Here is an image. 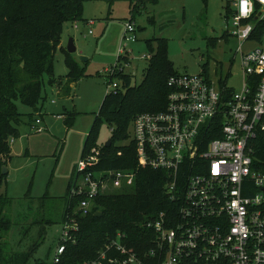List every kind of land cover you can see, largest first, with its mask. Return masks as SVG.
<instances>
[{
	"label": "built area",
	"instance_id": "1",
	"mask_svg": "<svg viewBox=\"0 0 264 264\" xmlns=\"http://www.w3.org/2000/svg\"><path fill=\"white\" fill-rule=\"evenodd\" d=\"M221 1L231 15L226 34L238 41L239 90L216 85L202 71L176 74L167 79L164 109L130 124L137 168L164 171L167 199L179 201L178 209L145 223L152 234L146 250L134 251L117 233L82 264H264V0ZM122 40V50L136 41L130 20ZM246 44L254 46L244 50ZM105 72L106 92L119 89L115 75L123 69ZM91 153L76 166L69 197L83 198L62 221L53 264L75 242L77 216H86L96 197L133 184V171L93 173L98 158Z\"/></svg>",
	"mask_w": 264,
	"mask_h": 264
},
{
	"label": "rangeland",
	"instance_id": "2",
	"mask_svg": "<svg viewBox=\"0 0 264 264\" xmlns=\"http://www.w3.org/2000/svg\"><path fill=\"white\" fill-rule=\"evenodd\" d=\"M137 3L138 0H84V22H78L77 29L72 23L68 32L64 28L62 33L67 39L65 47L72 38L75 52L71 55L84 77L72 85L69 96H63L56 84L47 86L46 99L36 112L16 103L23 115L20 135L10 140L11 159L5 165L7 174L0 193L11 199L6 210L10 228L3 240L9 252L30 251L26 264H53L61 239L67 185L72 176L77 177L84 142L107 91L105 70L113 68L119 56L125 58L118 65L131 76L133 85L139 84L149 56L146 41L164 39L167 57L177 74L196 75L206 65L216 85L226 83L231 89L240 88L238 41L226 34L231 30V15L223 1L144 0L132 11ZM129 20L136 41L126 43L122 50V35ZM211 39H215L214 44H210ZM253 46L246 44L244 50ZM63 60V53L56 52V79H63L68 72ZM68 113H74V119L66 127ZM36 119L39 124H35ZM94 132L98 145L110 137L104 122L97 124ZM94 150L99 158V147ZM88 155L89 152L85 156Z\"/></svg>",
	"mask_w": 264,
	"mask_h": 264
},
{
	"label": "trees",
	"instance_id": "3",
	"mask_svg": "<svg viewBox=\"0 0 264 264\" xmlns=\"http://www.w3.org/2000/svg\"><path fill=\"white\" fill-rule=\"evenodd\" d=\"M83 1L0 0V189L7 174L2 175L1 168L11 159L10 140L20 135L23 115L18 112L16 103L36 112L46 99L47 86L56 84L63 96H69L72 85L84 77L75 58L61 46L64 28L72 23L84 22ZM143 2L138 0L132 11ZM209 42L214 44L215 39ZM146 47L149 57L141 82L133 85L131 76L124 72L115 75L120 88L106 92L80 157L83 159L88 152L92 155L91 151L98 146L101 154L93 170L136 172L133 184L96 197L90 212L84 217L77 216L79 231L75 242L66 244L58 264H82L94 259L117 233L125 235L129 248L136 252L144 251L152 238L145 223L161 212H176L180 205L179 201L172 203L167 199L165 185L168 179L164 171L137 168L134 145L130 139V124L135 116L164 109L168 94L167 79L177 74L167 57L166 40L153 38L146 41ZM58 51L63 53L68 70L63 79H56L53 73ZM121 58L125 57L119 56L116 66ZM202 72L208 77L206 65ZM223 85L219 84L220 87ZM73 116L74 113H68L64 119L66 127L71 125ZM28 118L31 119L32 114ZM101 122L110 129L109 147L98 145L95 140L94 129ZM73 181L72 176L65 193L62 220L83 198L69 197ZM10 205L11 199L0 193V264H26L30 251L9 252L3 240L10 228L6 216Z\"/></svg>",
	"mask_w": 264,
	"mask_h": 264
},
{
	"label": "water",
	"instance_id": "4",
	"mask_svg": "<svg viewBox=\"0 0 264 264\" xmlns=\"http://www.w3.org/2000/svg\"><path fill=\"white\" fill-rule=\"evenodd\" d=\"M65 49H66V52H67L68 54H72V53L75 52V47H74V45H73L72 38H69V39H68V43H67ZM81 60H82V58H81ZM104 146H105V147H109V146H110V140H109V139L104 143ZM6 173H7L6 166H2V168H1V174H2V175H5ZM98 215H100V214L98 213Z\"/></svg>",
	"mask_w": 264,
	"mask_h": 264
},
{
	"label": "crops",
	"instance_id": "5",
	"mask_svg": "<svg viewBox=\"0 0 264 264\" xmlns=\"http://www.w3.org/2000/svg\"><path fill=\"white\" fill-rule=\"evenodd\" d=\"M225 10H226V12L228 11L226 4H225ZM228 12H229V11H228ZM82 18H83V17H82ZM83 19H84V18H83ZM77 23H78V22L74 23V25H77ZM72 25H73V24H72ZM72 25H71V26H72ZM69 28H70V27H68V26L65 27V29L67 30V32H68ZM75 29H77V28H75ZM62 33H63V32H62ZM66 40H67V39L64 37V34L61 35V46L64 47V48H66V47H65ZM65 50H66V49H65Z\"/></svg>",
	"mask_w": 264,
	"mask_h": 264
}]
</instances>
